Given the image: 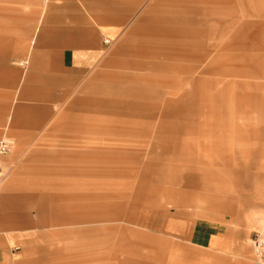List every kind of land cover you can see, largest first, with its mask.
Here are the masks:
<instances>
[{"label": "rangeland", "instance_id": "1", "mask_svg": "<svg viewBox=\"0 0 264 264\" xmlns=\"http://www.w3.org/2000/svg\"><path fill=\"white\" fill-rule=\"evenodd\" d=\"M138 10L96 72L52 105L48 115L22 117L15 124L11 111L19 102L20 84L0 86V94L10 95L2 100L8 107L0 135L13 141L10 153L0 157L6 171L0 183V264L40 258L63 264H120L125 258L169 264L184 250L178 247L180 232L198 217H235L242 230L253 234L264 228V0H143ZM193 15L201 24L185 22ZM176 21L202 34L175 36L169 28ZM188 46L201 52L202 60L184 58L181 48ZM18 62L21 73L25 68ZM20 63L25 66L24 60ZM1 72L8 76L12 69ZM191 85L196 111L184 118L164 112L159 93L181 96ZM178 126L194 132L182 135L176 150L180 156L197 155L199 139L230 141L194 168L240 173L242 181L251 183L250 204L239 202V189L223 179H214L212 188L225 203L238 200L231 212L202 201L177 206L161 191L140 192L143 164L169 144L174 147L168 133ZM14 128L17 138L10 134ZM92 165L107 173L93 176ZM124 168L131 173L121 177ZM94 185L110 195L102 202L121 200L134 222H97V229L81 233H62V226L48 222L51 209L65 204L63 197H78ZM7 196L11 202H3ZM80 252L84 255L73 257Z\"/></svg>", "mask_w": 264, "mask_h": 264}, {"label": "crops", "instance_id": "2", "mask_svg": "<svg viewBox=\"0 0 264 264\" xmlns=\"http://www.w3.org/2000/svg\"><path fill=\"white\" fill-rule=\"evenodd\" d=\"M142 2L143 0H0V86L8 85L11 88L18 82L20 84L16 98L19 102L16 101L11 111L14 123L23 122L20 118L26 116L48 115L52 105L64 100L78 85L90 78L104 54L111 51L114 41L124 33L135 13H139L138 7ZM176 22V26L169 28L175 36L184 34L193 38L202 34L200 29L181 28L178 25L181 21ZM185 22L201 24L194 15ZM174 50L176 57H179L178 47L175 46ZM181 51H184V58L190 61L202 60V54L197 49L188 46L181 48ZM20 60H24V67ZM17 61L21 68H25L21 73L17 68ZM2 68L12 69V73L5 76L1 72ZM193 86L182 92L181 96L171 93V96L166 97L159 93L165 104L164 112L175 113L180 118L194 113L197 93ZM6 99H10V95L0 94V121L8 107L2 102ZM209 130L215 131L216 128L211 127ZM189 133L194 132L183 126L168 133L172 134L171 140L174 141L170 142L174 143V147L169 144L171 148H165L161 155H156L152 161L143 164L140 192L161 191L167 201L177 206L202 201L210 205H225L223 208L231 212L238 200L233 198L225 203L223 201L227 199L215 196L216 191L212 188L214 179H223L231 187L239 189L238 192L243 195L239 202L250 204L253 201L251 183L242 181L240 173L236 177L237 172L227 168L222 170L223 173L219 169L194 168L203 163L204 155L209 152L216 154L221 145L231 144L230 141L224 139L223 142L211 140L202 143L199 139L196 141L200 147L197 155L180 156L176 152L179 142L184 140L182 135ZM10 134L16 138L19 136L16 128ZM2 136L11 139L4 133L0 138ZM233 140L237 144V133ZM65 169L61 171L66 173ZM90 171H93V176L107 173L105 167L94 165ZM120 172L121 177L131 173L126 168ZM248 178L251 176L248 175ZM93 187L87 193L78 194V197H63L61 200L65 204L55 207V210L51 209L54 214L49 217L48 222L62 226V233L91 232L97 229V222H134L135 219L125 212L121 200H117V203L102 202L103 196L110 195L98 192L95 189L98 186ZM222 193H225L224 189ZM1 196L5 194L2 193ZM41 196L49 201L53 200L46 195ZM9 198L5 197L3 202H11ZM117 198H123V194ZM241 228L240 221L235 217H198L187 222L179 234L181 239L178 243V247L184 250H179L174 259L171 256L169 264H257L253 259L251 244L253 233ZM120 250L121 253L127 252L126 248ZM131 252L139 255L138 251ZM83 255L80 252L73 257ZM30 264L63 263L40 258ZM66 264L70 262L67 261ZM120 264L141 263L125 258Z\"/></svg>", "mask_w": 264, "mask_h": 264}, {"label": "built area", "instance_id": "3", "mask_svg": "<svg viewBox=\"0 0 264 264\" xmlns=\"http://www.w3.org/2000/svg\"><path fill=\"white\" fill-rule=\"evenodd\" d=\"M13 146V141L7 136H2L0 138V157L10 153ZM5 177V171L0 165V183ZM251 244L253 248V253L255 260L261 264H264V228L257 230L252 238Z\"/></svg>", "mask_w": 264, "mask_h": 264}]
</instances>
